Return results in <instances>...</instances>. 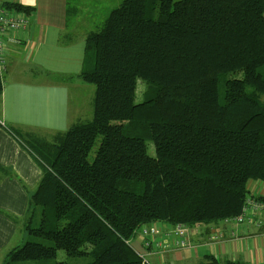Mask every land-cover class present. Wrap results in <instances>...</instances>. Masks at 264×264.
Instances as JSON below:
<instances>
[{
	"label": "trees",
	"instance_id": "obj_1",
	"mask_svg": "<svg viewBox=\"0 0 264 264\" xmlns=\"http://www.w3.org/2000/svg\"><path fill=\"white\" fill-rule=\"evenodd\" d=\"M84 50L78 78L94 86L92 118L51 142L11 131L44 167L25 231L52 246L25 243L5 264L60 250L144 264L129 244L142 227L236 218L248 183L264 181V0H124Z\"/></svg>",
	"mask_w": 264,
	"mask_h": 264
},
{
	"label": "crops",
	"instance_id": "obj_2",
	"mask_svg": "<svg viewBox=\"0 0 264 264\" xmlns=\"http://www.w3.org/2000/svg\"><path fill=\"white\" fill-rule=\"evenodd\" d=\"M2 1L30 9L24 12L27 29L2 37L0 260L4 262L20 246L29 201L44 170L11 131L49 141L92 118L95 89L78 76L85 67V40L102 24L96 9L85 7L86 2L103 0ZM55 69L61 71L62 81L55 78ZM247 189L249 198L264 197V181H250ZM248 216L254 223L221 221L188 227L185 248L175 247L173 226L166 223L149 225L160 232L153 238L139 234L135 244L152 264H197L207 255L220 263L264 264V229L257 226L258 221L264 223V212Z\"/></svg>",
	"mask_w": 264,
	"mask_h": 264
},
{
	"label": "built area",
	"instance_id": "obj_3",
	"mask_svg": "<svg viewBox=\"0 0 264 264\" xmlns=\"http://www.w3.org/2000/svg\"><path fill=\"white\" fill-rule=\"evenodd\" d=\"M4 4L5 3L0 0V64L2 62V51L4 48L2 39L3 35L6 32L24 31L28 27V18L24 12L13 8H7ZM262 212H264V197L258 199L248 197L240 215L233 219H227L225 222H233L235 224H242L244 222L254 223L252 221L253 219L249 217L248 214H258ZM257 226H260L262 229H264L263 222L261 223L258 221ZM187 231L188 227L184 225H177L173 227V230L170 234L175 237V247L185 248L189 246V242L187 240ZM159 232V230L149 226H144L141 228V235L145 237L150 236V238H153V236L157 235ZM234 235L235 234L232 233V236Z\"/></svg>",
	"mask_w": 264,
	"mask_h": 264
},
{
	"label": "rangeland",
	"instance_id": "obj_4",
	"mask_svg": "<svg viewBox=\"0 0 264 264\" xmlns=\"http://www.w3.org/2000/svg\"><path fill=\"white\" fill-rule=\"evenodd\" d=\"M124 0H103L102 2L99 0V2L101 3H94L91 4L88 1L86 2L85 7L87 8H91V9H96V15L98 16V18L100 19V22L102 21V24H100V26L98 25V30L93 31V32H97L100 29H102L105 20L107 19L108 15L110 14V12H112L113 10H115L116 8L119 7V5L123 2ZM91 32V33H93ZM61 73V71H59L58 69H55L54 74H55V78L58 77V75ZM57 76V77H56ZM61 81L64 79L62 76L58 77ZM136 100L135 102L140 103L143 100V96L145 93V85L142 83L141 80H137L136 82ZM222 94V89H220V95ZM53 139V138H52ZM49 140L48 142L52 141ZM98 145V144H97ZM96 148V147H95ZM95 148L91 151L90 155H89V160L91 161L94 157V152H95ZM146 148H147V153L149 156L153 157L155 155L154 152V147L152 145L151 142H147L146 144ZM39 210V209H38ZM39 221H40V216L39 213H36V215L33 218L32 221V227H38L39 225ZM154 228V227H153ZM139 233L133 237L129 244L132 247V249L138 254V255H142V250L140 248H138V246H136L135 244V240L138 237ZM28 242H36V243H42L46 246H52L51 242L35 237L33 235H30L28 232L23 233V237L20 243V246H23L25 243ZM18 246V247H20ZM146 261L150 264H152V262L150 260H148V258L144 259V264H146ZM90 262V259L86 258V257H68L63 251H58L55 260L53 261H49V262H43V261H25V262H14L11 263L9 262L8 264H88ZM0 264H5L3 261L0 260Z\"/></svg>",
	"mask_w": 264,
	"mask_h": 264
}]
</instances>
